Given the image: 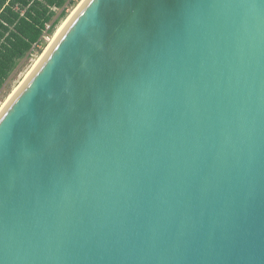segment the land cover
<instances>
[{"label":"water","instance_id":"1","mask_svg":"<svg viewBox=\"0 0 264 264\" xmlns=\"http://www.w3.org/2000/svg\"><path fill=\"white\" fill-rule=\"evenodd\" d=\"M0 264H264V0H85L0 112Z\"/></svg>","mask_w":264,"mask_h":264},{"label":"trees","instance_id":"2","mask_svg":"<svg viewBox=\"0 0 264 264\" xmlns=\"http://www.w3.org/2000/svg\"><path fill=\"white\" fill-rule=\"evenodd\" d=\"M78 1L0 0V91L22 59L43 52L46 37L68 17L67 6Z\"/></svg>","mask_w":264,"mask_h":264},{"label":"rangeland","instance_id":"3","mask_svg":"<svg viewBox=\"0 0 264 264\" xmlns=\"http://www.w3.org/2000/svg\"><path fill=\"white\" fill-rule=\"evenodd\" d=\"M82 2H83V0H79L77 2V4L67 6L68 17L76 10V8ZM60 13H61V10L57 9V15H59ZM67 18H66V20H67ZM53 37L54 36L46 37V39H45L46 46H45L42 53H39L37 50H35L34 52H32L31 54H29L27 57H25L24 59H22L19 62L17 68L10 75V77L7 79L2 90L0 91V105H1V107L6 103V101L8 99H10V97H12L14 92H16V90L21 86V84L24 82V80L27 78V76L32 72L34 67L37 65V63L40 61V59L42 58V56L44 55V53L48 49Z\"/></svg>","mask_w":264,"mask_h":264},{"label":"bare ground","instance_id":"4","mask_svg":"<svg viewBox=\"0 0 264 264\" xmlns=\"http://www.w3.org/2000/svg\"><path fill=\"white\" fill-rule=\"evenodd\" d=\"M85 0H83V2H84ZM83 2L76 8V10L67 18V20L58 28V30H57V32L55 33V35H54V37H53V39H52V41H51V43H50V45H49V47H48V49L50 48V46L53 44V42L56 40V38L61 34V32L64 30V28L67 26V24L69 23V21L72 19V17L74 16V14L77 12V10L80 8V6L83 4ZM47 49V50H48ZM47 50H46V52H47ZM45 52V53H46ZM44 53V54H45ZM44 56V55H43ZM42 56V57H43ZM42 59V58H41ZM40 59V60H41ZM40 62V61H39ZM38 62V63H39ZM37 63V64H38ZM37 66V65H36ZM35 66V67H36ZM34 67V68H35ZM11 98V97H10ZM9 100V99H8ZM8 100L6 101V103L0 108V112H1V110L5 107V105L7 104V102H8Z\"/></svg>","mask_w":264,"mask_h":264}]
</instances>
